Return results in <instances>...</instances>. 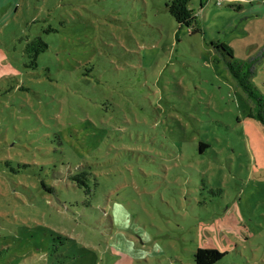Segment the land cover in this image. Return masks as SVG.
Masks as SVG:
<instances>
[{
    "label": "rangeland",
    "instance_id": "374dc122",
    "mask_svg": "<svg viewBox=\"0 0 264 264\" xmlns=\"http://www.w3.org/2000/svg\"><path fill=\"white\" fill-rule=\"evenodd\" d=\"M170 1L0 0V264H264V0Z\"/></svg>",
    "mask_w": 264,
    "mask_h": 264
},
{
    "label": "trees",
    "instance_id": "16d2710c",
    "mask_svg": "<svg viewBox=\"0 0 264 264\" xmlns=\"http://www.w3.org/2000/svg\"><path fill=\"white\" fill-rule=\"evenodd\" d=\"M190 0H171L167 4V10L175 18L181 27L192 29V33L198 32L196 29L197 16L194 10L189 7ZM203 4V3H202ZM217 52H220L226 67L236 80L238 86L243 89L247 97L252 102V108L248 117L258 121L264 127V95L253 85L252 79L255 76L256 70L260 64L264 62V48L258 53L250 57L246 61L235 59L233 50L229 45L224 43H214ZM48 49V45L38 37L28 43L25 48V53L29 58V68L38 67V58ZM207 145H200V152L203 153ZM226 253L212 248H200L195 253L196 264H216L225 257Z\"/></svg>",
    "mask_w": 264,
    "mask_h": 264
},
{
    "label": "built area",
    "instance_id": "2783aa9c",
    "mask_svg": "<svg viewBox=\"0 0 264 264\" xmlns=\"http://www.w3.org/2000/svg\"><path fill=\"white\" fill-rule=\"evenodd\" d=\"M219 6H221L222 5V1H218V3H217Z\"/></svg>",
    "mask_w": 264,
    "mask_h": 264
}]
</instances>
